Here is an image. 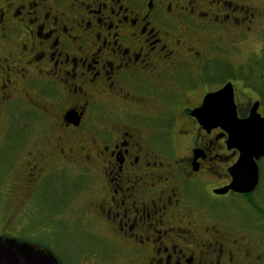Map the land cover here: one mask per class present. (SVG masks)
<instances>
[{"label": "flooded vegetation", "instance_id": "1", "mask_svg": "<svg viewBox=\"0 0 264 264\" xmlns=\"http://www.w3.org/2000/svg\"><path fill=\"white\" fill-rule=\"evenodd\" d=\"M262 14L264 0H0V107L28 102L49 122L23 140L39 151L29 161L0 144L5 230L23 232L13 220L32 208L38 226L24 231L38 241L0 237L58 264H264V219L236 220L213 199L234 194L213 191L230 183L238 152L195 116L231 85L247 118L249 101L239 112L236 97L247 60L241 71L231 61L250 37L263 46ZM217 151L234 157L220 186L204 167ZM48 182L56 206L42 201Z\"/></svg>", "mask_w": 264, "mask_h": 264}, {"label": "rangeland", "instance_id": "2", "mask_svg": "<svg viewBox=\"0 0 264 264\" xmlns=\"http://www.w3.org/2000/svg\"><path fill=\"white\" fill-rule=\"evenodd\" d=\"M259 22L262 24L261 28L264 30V14L260 16ZM261 38H264V31ZM261 47L262 51L259 58L258 52ZM242 51L243 52L241 58H233V60L231 61L233 63L234 71H241L242 68L240 66L242 64V60H247L244 69L248 71V79L244 82V84H238L237 86L236 97L240 103L238 104V110L239 112H241L243 109V104H241V102L246 103L249 101V105L252 106L251 104L257 100L260 101L258 112L261 114V116H264V42L262 46L259 37H250L248 42L242 47ZM24 106L26 108L16 107L12 109L6 107L4 109L0 107V144H2L4 140L6 142L5 148L1 150L5 151L6 153L8 152L12 156L16 154L17 156L15 157V159H17L16 162L19 161V164L20 161L26 162L25 160H31L33 156L39 153V151L35 150L34 147H28L30 143L23 144L25 149L23 148V146L21 147L23 140L25 139L26 142L27 140L33 141V139H39L45 133H47L49 128L48 119L43 117L39 118L36 114V110L31 105V103L26 102ZM19 146L21 147V149H17ZM182 148V142L177 141L178 150L176 153L178 156L181 155ZM26 154L29 156H25ZM214 155H212L213 160L208 164H204V167L210 168L212 172L217 173V176L212 175L210 177L215 183V186H220L223 181H225V175H227L226 169L231 166L234 157H232L231 154L226 151H217L214 152ZM2 161L3 158L0 157V165H2ZM257 165L259 169L260 181L256 190L253 192L251 197H249L248 201L242 196L235 194H228L224 197L213 198L215 202L220 206H225L229 210L236 209L237 212L232 215V217L236 220L248 221L249 223H251V220H253L251 218L255 215H260V217L264 219V158L258 161ZM41 173H44L45 175L49 174L45 171H41ZM8 180L9 179L7 178V181ZM208 182L212 183L211 181ZM48 184L49 182L46 183L41 190L44 195L42 201H45L48 206L49 202H51L52 205L56 206L57 202L55 200V196H52V189H56L57 185L54 182L50 183L49 185ZM190 186L192 189L200 190L201 193H204L203 188L200 184L194 183ZM31 198L32 195H29L26 200H29ZM202 198H204L205 200H210V196L208 197V195L207 197L202 196ZM22 200H25V198H22ZM80 203H82V198L74 200V204ZM25 204L29 205V203H27L26 201L24 204L17 207L12 205L14 214H19V212L21 211L20 209H23ZM254 208L257 211H255ZM31 213H26L24 222H22L23 219L19 218H15L13 220L14 225L19 227L20 230H23V232L20 231V233H15V231L13 230H5V223L1 217L2 215H6V213L3 210L2 205H0V233L10 232L11 234H14V236H19L23 239L26 238V240L28 239L38 241L34 236L36 235L35 233H25L24 231L33 230L36 226H38V222L32 218ZM230 213H232V210L230 211ZM65 256L71 258L72 254H67Z\"/></svg>", "mask_w": 264, "mask_h": 264}, {"label": "water", "instance_id": "3", "mask_svg": "<svg viewBox=\"0 0 264 264\" xmlns=\"http://www.w3.org/2000/svg\"><path fill=\"white\" fill-rule=\"evenodd\" d=\"M259 103L252 104L245 119L237 117L231 85L208 95L203 106L195 112L200 124L215 127L227 134V150H236L238 158L227 169L230 183L214 190L216 195L229 191L237 195L252 193L259 182L258 161L264 158V116L258 113ZM0 264H58L44 248L0 237Z\"/></svg>", "mask_w": 264, "mask_h": 264}, {"label": "trees", "instance_id": "4", "mask_svg": "<svg viewBox=\"0 0 264 264\" xmlns=\"http://www.w3.org/2000/svg\"><path fill=\"white\" fill-rule=\"evenodd\" d=\"M243 198H248L251 197V195H245V196H242Z\"/></svg>", "mask_w": 264, "mask_h": 264}]
</instances>
